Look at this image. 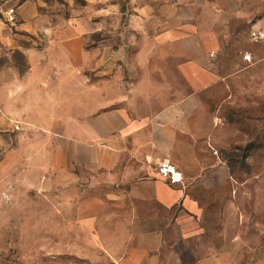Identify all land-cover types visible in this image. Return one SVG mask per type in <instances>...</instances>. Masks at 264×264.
<instances>
[{
  "label": "rangeland",
  "instance_id": "rangeland-1",
  "mask_svg": "<svg viewBox=\"0 0 264 264\" xmlns=\"http://www.w3.org/2000/svg\"><path fill=\"white\" fill-rule=\"evenodd\" d=\"M7 7L0 15V264H264V39L253 36L264 31V0H11ZM65 55L81 62L83 89L100 102L111 89L123 97L144 88L138 98L148 114L180 99L171 91L185 84L180 62L196 58L213 76L196 95L208 133L196 152L217 158L227 185L190 191L210 214L182 212L147 257L137 239L122 237L137 226L124 229L122 208L85 205L90 192L74 189L75 178L84 179L72 143L33 126L35 104L11 108L19 92L11 84L27 72L28 57ZM159 85L163 94L155 95ZM74 114L54 128L74 136Z\"/></svg>",
  "mask_w": 264,
  "mask_h": 264
},
{
  "label": "crops",
  "instance_id": "crops-1",
  "mask_svg": "<svg viewBox=\"0 0 264 264\" xmlns=\"http://www.w3.org/2000/svg\"><path fill=\"white\" fill-rule=\"evenodd\" d=\"M194 59L177 67L185 84L183 88L171 87V91L180 99L149 114L141 109L138 98L146 93L144 88L133 89L123 97L111 89L105 103L94 98L90 89H83L82 74H76L81 67L76 56L65 55L63 60L55 57L50 62L45 56L28 57L27 72L11 84L19 89L11 95V108L35 104L33 126L43 128L49 137L72 143V159L84 179L81 184L76 177L74 189L90 192V204L85 205L99 207L105 202L108 207L122 208L124 229L130 232L131 224H137L133 235L126 232L122 237L137 239L144 257L161 247L169 222H175L182 212L191 211L203 218L210 214L199 211L203 204L191 197L190 191L227 185V171L218 165L217 158L202 147L196 152V145L208 137L200 129L205 117L196 95L206 93L213 76L200 69ZM45 63L48 65H41ZM44 70H50V76ZM66 86L74 91H64ZM162 89L161 85L154 87L153 93L162 95ZM2 108L6 109L4 104ZM71 109L75 111L74 136L54 128L63 124ZM212 125L208 123L209 128ZM161 165L170 167L180 180L170 182V175L162 176L158 172ZM217 175L220 182H204L205 177L216 179ZM67 191L60 194L65 206L70 205L65 197L71 190Z\"/></svg>",
  "mask_w": 264,
  "mask_h": 264
},
{
  "label": "built area",
  "instance_id": "built-area-1",
  "mask_svg": "<svg viewBox=\"0 0 264 264\" xmlns=\"http://www.w3.org/2000/svg\"><path fill=\"white\" fill-rule=\"evenodd\" d=\"M11 0H0V15H4V13L8 10V4ZM253 36L256 39H264V31H256L253 33ZM0 48H1V42H0ZM164 165H161L159 168V173L162 176H168L170 175V182H176L179 181L173 177V172L170 170V167H167V171H165Z\"/></svg>",
  "mask_w": 264,
  "mask_h": 264
},
{
  "label": "bare ground",
  "instance_id": "bare-ground-1",
  "mask_svg": "<svg viewBox=\"0 0 264 264\" xmlns=\"http://www.w3.org/2000/svg\"><path fill=\"white\" fill-rule=\"evenodd\" d=\"M166 166V165H165ZM165 169V171H167V168H164ZM170 170L173 172V170L170 168ZM173 177L175 178V179H177V180H179L180 179V177H179V175L178 174H175L174 172H173Z\"/></svg>",
  "mask_w": 264,
  "mask_h": 264
}]
</instances>
